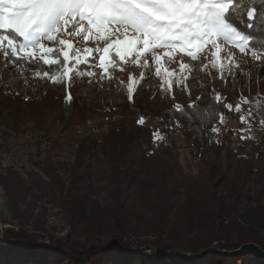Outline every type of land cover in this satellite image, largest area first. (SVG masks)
Returning a JSON list of instances; mask_svg holds the SVG:
<instances>
[{
	"label": "trees",
	"instance_id": "16d2710c",
	"mask_svg": "<svg viewBox=\"0 0 264 264\" xmlns=\"http://www.w3.org/2000/svg\"><path fill=\"white\" fill-rule=\"evenodd\" d=\"M254 6L259 16L262 5ZM236 23L255 37L254 47H264V24L257 20L250 31ZM13 64L42 73L59 67L32 60ZM259 87L264 90L263 83ZM249 89L255 92L256 85ZM34 91L25 99L0 87V136L40 134L43 140L37 145L42 158L20 170L4 165L8 148L0 145V185L20 224L0 231L6 241L0 242V264H264L252 254L222 253L251 243L264 251V138L244 134V123L213 131L221 113L239 122L250 115L253 125L262 126L264 105L257 109L230 96L217 102L205 87L180 110L170 99L153 103L145 93L105 112L75 98L66 116L65 94ZM141 118L157 124L141 125ZM101 120L104 128L89 129ZM157 134H180L198 160L197 172L184 170L176 141ZM69 148H75L72 161L61 157ZM33 189L63 209L67 236L47 242L37 232L39 222L32 232L24 227L32 211L19 205ZM99 195L105 205L94 199Z\"/></svg>",
	"mask_w": 264,
	"mask_h": 264
},
{
	"label": "snow or ice",
	"instance_id": "6c2138e0",
	"mask_svg": "<svg viewBox=\"0 0 264 264\" xmlns=\"http://www.w3.org/2000/svg\"><path fill=\"white\" fill-rule=\"evenodd\" d=\"M257 2L262 5L259 16ZM257 20L264 24V0H0V52L12 63L34 60L39 54L44 65L59 66L51 78L54 81L81 71L91 76L96 66L108 72L109 65L121 67L129 57L139 63L147 55L153 57L159 74L162 55L174 59L183 53L198 59L206 47L213 50L217 61L213 67H217L224 63L219 54L229 46L253 56L264 54V47L253 46L255 37L236 23L251 31ZM73 41H103L105 46L84 47L81 54ZM54 51V56L48 55ZM144 67L149 68L147 59ZM180 68L184 70L185 65L181 63ZM167 83L170 90L171 81ZM128 91L131 98V83ZM215 99L220 101L218 95ZM224 107L233 109L230 104ZM235 110L240 111L239 103ZM240 120L246 122L244 116ZM138 123L143 125L144 119Z\"/></svg>",
	"mask_w": 264,
	"mask_h": 264
},
{
	"label": "rangeland",
	"instance_id": "374dc122",
	"mask_svg": "<svg viewBox=\"0 0 264 264\" xmlns=\"http://www.w3.org/2000/svg\"><path fill=\"white\" fill-rule=\"evenodd\" d=\"M78 40V38H77ZM114 42V41H113ZM81 48L88 47L95 49L98 45L102 48L105 46L103 41L97 43L76 44ZM47 46L58 47L49 43ZM212 49L206 47L198 53V59H192L186 54L179 53L174 59H169L162 55L161 72L156 74V65L151 55L143 57L139 63H134V58L129 57L122 62L121 67L109 65V71L104 72L96 66L91 69L93 75L89 76L86 71L77 72L74 76L63 78L59 81L51 79L56 71H48V75L29 69H21L10 62L3 52H0V87L22 93L25 99L36 94L35 88H39L42 92L58 91L65 94L66 116L70 115L73 100L75 98L81 100L82 103L95 106L101 112L115 109L117 105L123 104L126 97L129 98L128 87L132 84L133 91L130 99L146 96L153 100V103L161 102L164 99H170L172 105L177 109L182 108L184 101H188L189 105H193L192 94L199 89L209 87L211 95L215 99L218 95L219 102H224L229 96L232 99H238L241 104L254 105L258 109L264 105V90L259 84L264 85V55L258 54L253 56L251 52H240L238 48L226 47L219 55L223 64H217L212 57ZM55 51L49 56H54ZM144 59H147L149 68L144 67ZM39 60V54L36 59ZM43 63V61H41ZM185 65V69L181 70L180 64ZM84 67L83 65L81 66ZM167 73H172L169 77ZM171 81V88H168V81ZM256 85L255 92L250 87ZM147 93L145 96L144 94ZM216 100V99H215ZM245 123L242 132L255 139L264 138V123L262 126H255L250 121V115H244ZM223 122L217 127L221 132L225 129H238L241 121L232 118H223ZM153 127L156 126V120L144 121ZM89 129H102L105 127V121H95ZM84 131H79L83 134ZM158 138H164L171 142L176 141L181 146L182 164L184 170L188 173L195 174L197 172L198 160L193 156L188 142L182 138L180 134L162 135L157 134ZM43 142L40 134L27 135L25 137H4L0 136V145H7V151L4 155V165L13 166L21 169L26 166H33V163L40 160L43 154L39 155V144ZM75 154V148L67 149L61 157L65 160L72 161ZM255 190V189H254ZM37 190L33 189L29 192L25 199L20 203L22 210L30 209L32 216L24 227L32 232L35 223L39 222L42 226L37 231L43 237V241L49 242V236L56 238L65 237L70 232V227L65 221V212L63 209L55 207L46 199L37 197ZM103 198L105 195H99L94 199H99L102 205H105ZM19 222L15 219L9 199L4 189L0 185V231L3 232L7 228H20ZM133 239V238H132ZM134 240V239H133ZM2 244L6 241L0 239ZM146 251L150 256L153 255L149 250ZM240 264V263H239Z\"/></svg>",
	"mask_w": 264,
	"mask_h": 264
},
{
	"label": "water",
	"instance_id": "95a60500",
	"mask_svg": "<svg viewBox=\"0 0 264 264\" xmlns=\"http://www.w3.org/2000/svg\"><path fill=\"white\" fill-rule=\"evenodd\" d=\"M212 250L214 252H217L216 249L212 248L209 249ZM208 250V251H209ZM207 251H205L202 254H205ZM225 255L231 256V257H236V256H240V255H245V254H252L258 258H263L264 259V251H262L257 245L255 244H246L244 246H242L240 249L236 250V251H232V252H222Z\"/></svg>",
	"mask_w": 264,
	"mask_h": 264
},
{
	"label": "built area",
	"instance_id": "2783aa9c",
	"mask_svg": "<svg viewBox=\"0 0 264 264\" xmlns=\"http://www.w3.org/2000/svg\"><path fill=\"white\" fill-rule=\"evenodd\" d=\"M180 109V108H179Z\"/></svg>",
	"mask_w": 264,
	"mask_h": 264
}]
</instances>
